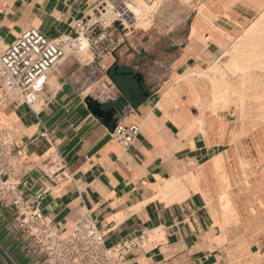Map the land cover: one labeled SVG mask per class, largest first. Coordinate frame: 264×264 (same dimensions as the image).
I'll use <instances>...</instances> for the list:
<instances>
[{
  "label": "crops",
  "instance_id": "1",
  "mask_svg": "<svg viewBox=\"0 0 264 264\" xmlns=\"http://www.w3.org/2000/svg\"><path fill=\"white\" fill-rule=\"evenodd\" d=\"M104 1L0 0L1 44L30 26L50 38L75 34V23ZM171 1L179 7L166 17L179 23L114 26L107 50L70 54L50 71V102L0 108V128L22 153L19 188L59 235L84 209L108 246L145 232L126 264H264V123L252 127L236 106L211 109L212 82L201 73L264 11V0ZM95 66L117 95L103 102L112 110L106 117L88 100L101 80L89 73ZM127 104L135 112L123 116ZM116 115L140 126L129 147L111 136ZM0 246L15 264H45L15 209L1 202ZM0 264H8L1 254Z\"/></svg>",
  "mask_w": 264,
  "mask_h": 264
},
{
  "label": "built area",
  "instance_id": "2",
  "mask_svg": "<svg viewBox=\"0 0 264 264\" xmlns=\"http://www.w3.org/2000/svg\"><path fill=\"white\" fill-rule=\"evenodd\" d=\"M95 7L85 18L75 23V34H63L50 38L34 26L24 29L10 44L2 46L0 38V108L9 104L32 105L40 100L48 103L51 97L46 92L47 76L63 58L80 52L85 39L97 55L112 46L109 29L127 28L132 20L125 2L110 0ZM132 23V22H131ZM94 79L102 76L101 68L90 69ZM101 102L117 98L113 89L106 88L94 96ZM135 112L127 104L123 116ZM111 136L124 146H131L140 133L135 122L123 123L117 116ZM22 153L12 133L0 128V202L15 209L20 228L32 238L45 258V264H126L125 258L134 249L144 246L145 232L121 241L114 246L105 242V234L89 209H84L71 232L59 235L49 220L35 207L33 197H25L19 188L18 179L24 172ZM56 164L65 168L63 158Z\"/></svg>",
  "mask_w": 264,
  "mask_h": 264
},
{
  "label": "rangeland",
  "instance_id": "3",
  "mask_svg": "<svg viewBox=\"0 0 264 264\" xmlns=\"http://www.w3.org/2000/svg\"><path fill=\"white\" fill-rule=\"evenodd\" d=\"M118 2H128L131 0H117ZM150 5H152L151 8H149L147 13V18L150 21V26L153 24L154 21L162 23L164 26H170V24L179 23L180 19H169L167 18V14L165 12L167 11H173L177 10L179 5L178 3H175L171 0H145ZM110 5V0L107 1ZM125 2V3H126ZM264 12V11H263ZM262 12V13H263ZM261 13V14H262ZM259 14V16L261 15ZM150 26L147 28L149 29ZM116 27V26H115ZM143 29L142 25L139 26L138 21L127 24V28L124 29V31H129L130 29ZM241 34L237 37V39L231 44L228 45V47L224 50L223 56L212 66L205 69L203 72H201L204 77L206 76L209 78V80L212 82V77H210L208 74H204L207 72L212 73V69L215 67H219L226 71V80L231 85V89L229 90V96L226 103V107L230 106H236L240 112L241 116L244 118H247L249 123L252 125V127H255L259 124L264 123V68L259 69L257 68H247V62L243 64V68L238 71L237 74L233 75L230 71V60L232 58V49L235 45V43L240 38ZM260 41L257 42V46H264V29L263 32L259 36ZM81 52V51H80ZM82 53V52H81ZM82 55H87L83 54ZM251 70V71H250ZM251 72L247 81V73ZM101 79V78H100ZM217 79H220L219 77ZM103 82V79L96 84L95 92H102L103 87H101V84ZM213 83V82H212ZM250 83V84H249ZM112 89V85L108 91ZM115 90V89H114Z\"/></svg>",
  "mask_w": 264,
  "mask_h": 264
},
{
  "label": "bare ground",
  "instance_id": "4",
  "mask_svg": "<svg viewBox=\"0 0 264 264\" xmlns=\"http://www.w3.org/2000/svg\"><path fill=\"white\" fill-rule=\"evenodd\" d=\"M126 2V1H125ZM110 6H113L110 4ZM126 7L128 12L132 14L131 22L134 23L138 21L139 26L142 25V28L147 29L150 26V21L147 18V13L149 8L152 7L148 2L145 0H131L126 2ZM264 29V12L258 16L253 23L248 26L242 33L238 41L235 43L232 49V58L230 60V71L233 75L237 74L239 70L243 68V64L247 62V68H264V46H257V42L260 41V34L263 32ZM89 42L85 39L82 43V49L80 50L83 54H88L89 52ZM251 71V70H250ZM212 73L207 72L204 74H208L212 77V88H213V100L209 107L211 109H218L224 108L229 96V90L231 89V85L226 80V71L219 68L218 66L213 68ZM253 73H247V81L249 75ZM220 79H217V78ZM209 80V79H208ZM210 82V81H209ZM250 84V83H249ZM113 83L110 79H105L101 84L103 89H110ZM211 87V86H210ZM170 185V184H169ZM167 189L170 192H175V184L168 186Z\"/></svg>",
  "mask_w": 264,
  "mask_h": 264
},
{
  "label": "water",
  "instance_id": "5",
  "mask_svg": "<svg viewBox=\"0 0 264 264\" xmlns=\"http://www.w3.org/2000/svg\"><path fill=\"white\" fill-rule=\"evenodd\" d=\"M119 73H122L124 74V72H119ZM132 78L133 79H136V81L138 83H141V75L140 74H133L132 75ZM88 100L89 102L91 103L92 105V109H93V112L99 116H109L111 115L112 113V110L111 109H104L102 106H103V102L99 101L98 99H96L94 96H89L88 97ZM0 254L3 256V258L8 262V264H15L13 262V260H11V258L6 254V252L1 248L0 246Z\"/></svg>",
  "mask_w": 264,
  "mask_h": 264
},
{
  "label": "flooded vegetation",
  "instance_id": "6",
  "mask_svg": "<svg viewBox=\"0 0 264 264\" xmlns=\"http://www.w3.org/2000/svg\"><path fill=\"white\" fill-rule=\"evenodd\" d=\"M115 73V75H117L119 73V71H113Z\"/></svg>",
  "mask_w": 264,
  "mask_h": 264
}]
</instances>
